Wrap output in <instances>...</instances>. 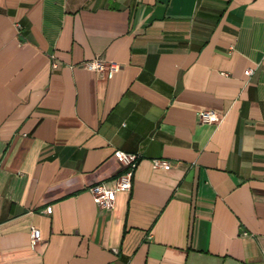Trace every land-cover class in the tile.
I'll use <instances>...</instances> for the list:
<instances>
[{
    "label": "crops",
    "instance_id": "obj_1",
    "mask_svg": "<svg viewBox=\"0 0 264 264\" xmlns=\"http://www.w3.org/2000/svg\"><path fill=\"white\" fill-rule=\"evenodd\" d=\"M0 264H264V0H0Z\"/></svg>",
    "mask_w": 264,
    "mask_h": 264
},
{
    "label": "built area",
    "instance_id": "obj_2",
    "mask_svg": "<svg viewBox=\"0 0 264 264\" xmlns=\"http://www.w3.org/2000/svg\"><path fill=\"white\" fill-rule=\"evenodd\" d=\"M52 67H54V65H52ZM80 67L106 79L110 78V76L118 70L117 64L104 62L100 57L85 61L80 64ZM244 74L249 75L250 70H246ZM220 120L221 118L218 115L210 111H204L198 114V122L201 124L217 125ZM113 158L118 163L121 170L115 177L112 186L106 187L102 184H96L87 189L92 203L99 209L106 211L112 208L114 196L117 192H128L130 190L132 172L138 160V156L135 154H128L120 151L113 152ZM151 164L153 168H168V164L160 160H152ZM28 240L30 246L33 248L39 242L38 231L30 228Z\"/></svg>",
    "mask_w": 264,
    "mask_h": 264
}]
</instances>
